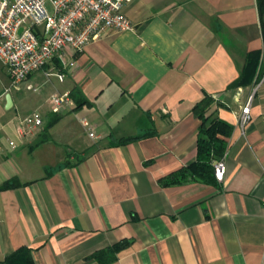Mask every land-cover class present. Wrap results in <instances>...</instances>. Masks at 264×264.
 Masks as SVG:
<instances>
[{
  "label": "crops",
  "instance_id": "0c3cea01",
  "mask_svg": "<svg viewBox=\"0 0 264 264\" xmlns=\"http://www.w3.org/2000/svg\"><path fill=\"white\" fill-rule=\"evenodd\" d=\"M122 12L133 29L107 28L73 65L56 59L19 83L44 100L25 114L20 93L7 108L1 80L0 264L20 248L35 264H264V10L132 0ZM66 91L73 103L54 114L49 97ZM206 95L233 125L214 183L174 176L197 157L193 108ZM35 111L41 127L24 122Z\"/></svg>",
  "mask_w": 264,
  "mask_h": 264
},
{
  "label": "built area",
  "instance_id": "2783aa9c",
  "mask_svg": "<svg viewBox=\"0 0 264 264\" xmlns=\"http://www.w3.org/2000/svg\"><path fill=\"white\" fill-rule=\"evenodd\" d=\"M132 0H0V60L12 84L17 85L54 60L73 65L70 57L82 52L105 29H133L122 8ZM60 80L64 74L56 73ZM30 87V86H29ZM249 96L242 105L239 124L245 131L251 121ZM51 111L61 113L72 104L70 92H55L49 99ZM24 122L41 127L43 118L37 111ZM91 137L96 136L89 122L82 120ZM224 157L215 162V176L223 180Z\"/></svg>",
  "mask_w": 264,
  "mask_h": 264
},
{
  "label": "trees",
  "instance_id": "16d2710c",
  "mask_svg": "<svg viewBox=\"0 0 264 264\" xmlns=\"http://www.w3.org/2000/svg\"><path fill=\"white\" fill-rule=\"evenodd\" d=\"M261 10H264V0H258ZM249 61L248 67L244 69L242 75L232 84L234 87L245 85L248 81V74H252L256 63ZM216 105L214 98L210 95L204 96L194 105V111L201 119V124L197 131V157L196 159L181 168L174 176H182L187 178L190 176L199 177L205 182L214 183L215 162L221 159L227 148L226 138L233 131V125L223 120L216 114ZM139 137V136H137ZM137 137L120 138L119 143H125ZM181 178V177H179ZM8 184L16 185L17 182H8ZM121 247V243L115 244L111 249L116 251ZM106 251H100L95 254L101 258ZM6 264H35L33 256L28 248H20L6 258Z\"/></svg>",
  "mask_w": 264,
  "mask_h": 264
},
{
  "label": "rangeland",
  "instance_id": "374dc122",
  "mask_svg": "<svg viewBox=\"0 0 264 264\" xmlns=\"http://www.w3.org/2000/svg\"><path fill=\"white\" fill-rule=\"evenodd\" d=\"M2 62L0 60V67L2 68ZM1 80L5 81V84L8 87V94H16V93H20L23 96V105L21 108V114H25L28 110L31 109V107L33 105H36L38 102H43V98L42 97H36L35 96V91L33 90H27L25 88H18L19 84L14 85L12 84L11 79L9 78V76L7 74H0V86H1ZM47 104H45L43 109H47Z\"/></svg>",
  "mask_w": 264,
  "mask_h": 264
},
{
  "label": "water",
  "instance_id": "95a60500",
  "mask_svg": "<svg viewBox=\"0 0 264 264\" xmlns=\"http://www.w3.org/2000/svg\"><path fill=\"white\" fill-rule=\"evenodd\" d=\"M7 108L11 107L13 102H12V97L10 94H7Z\"/></svg>",
  "mask_w": 264,
  "mask_h": 264
}]
</instances>
